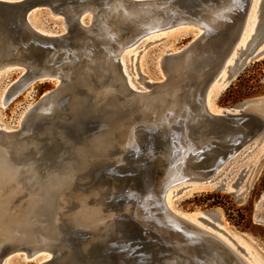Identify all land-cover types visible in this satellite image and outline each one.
Returning a JSON list of instances; mask_svg holds the SVG:
<instances>
[{
	"label": "water",
	"instance_id": "water-1",
	"mask_svg": "<svg viewBox=\"0 0 264 264\" xmlns=\"http://www.w3.org/2000/svg\"><path fill=\"white\" fill-rule=\"evenodd\" d=\"M251 3L0 0V74L21 70L4 104L38 82L56 83L18 128L0 130L12 160L34 164V231L53 256L42 264H247L240 244L234 249L174 213L166 195L173 186L175 196L192 187L228 189L222 174L264 128V118L246 111V103L221 114L206 105V88L231 55ZM38 8L62 17L63 30L33 27L29 17ZM257 19L226 68L228 83L264 56V0ZM181 24L203 32L160 57L162 74L154 82L132 88L120 61L127 43ZM53 100L55 112L37 113ZM28 178L22 177L25 187ZM247 188L244 181L237 192ZM16 244L25 255L38 252L16 239L0 246V264Z\"/></svg>",
	"mask_w": 264,
	"mask_h": 264
},
{
	"label": "rangeland",
	"instance_id": "rangeland-1",
	"mask_svg": "<svg viewBox=\"0 0 264 264\" xmlns=\"http://www.w3.org/2000/svg\"><path fill=\"white\" fill-rule=\"evenodd\" d=\"M259 2H255V9L239 41L240 46H245L255 31ZM85 18L83 15V22ZM88 18L90 22V16ZM29 20L33 27L45 33L63 30L62 17L54 15L48 8L33 11ZM200 32L185 25L173 26L147 34L145 40H137L125 48L126 68L136 89L145 88L144 82L155 81L161 76L160 57L183 49ZM232 57L234 60L229 64L237 58L236 51ZM20 72L9 70L0 74V129L18 128L25 113L56 86L54 81L38 82L5 105L6 91ZM226 77L227 70L222 69L207 90L206 103L210 110L220 114L223 108H239L246 103V111L264 118V56L247 64L229 83H224ZM223 178L230 182L228 189L213 186L175 196L173 187L169 191L172 208L177 214L218 235L231 247L240 244L245 249L243 257L247 264H264V128L256 140L232 161L221 176ZM244 181H247L248 188L239 195L238 186ZM49 257L48 252L42 251L29 258L18 251L10 254L3 264H41Z\"/></svg>",
	"mask_w": 264,
	"mask_h": 264
},
{
	"label": "bare ground",
	"instance_id": "bare-ground-1",
	"mask_svg": "<svg viewBox=\"0 0 264 264\" xmlns=\"http://www.w3.org/2000/svg\"><path fill=\"white\" fill-rule=\"evenodd\" d=\"M261 1L262 0H260L258 7H257V10H256V19H257V13H258V9H259V5H260ZM255 2L257 3L258 0H252L250 11L248 14V18L244 24V27H243L242 32L240 34V37H239L238 41L236 42L235 47H234L231 55L227 58V60L225 61V64L219 69L216 76L219 74V72L222 69L226 70L227 66L230 65L228 62L234 60V58L232 57L233 52L236 51V54H237L238 53L237 51L239 50V48L244 47V46H240L239 41H240L241 37L243 36V31L247 25V22L249 21L251 15H252V12L255 9ZM92 19H93V17L90 16V22L92 21ZM81 22L83 24L85 23V22H83L82 17H81ZM181 25H183V24H181ZM176 26H179V25H176ZM255 28H254V30H255ZM165 29H167V28H165ZM165 29H160V30H157L154 32H158V31L165 30ZM198 30H201V32L196 37L201 35L203 32V30L201 28H198ZM151 33H153V32H150L148 34H151ZM136 42L137 41L130 42L129 44L127 43V45L124 47V49L127 48L128 46H130L131 44L136 43ZM124 49L122 50V53L120 55L122 70L125 74L128 75V76L126 75L128 84L132 88L136 89V85L133 83L132 77L130 76V74L128 73L127 68H126L125 57L123 56L124 55L123 54ZM263 49H264V46H261L260 50H263ZM233 63H231V64H233ZM216 76L208 84V86L206 88V93H207L209 86L211 85L213 80L216 78ZM71 82H72V80L69 81V83H71ZM148 82H154V81L151 80ZM224 83H227L226 79H225ZM143 84L145 86L147 84V82H144ZM225 86H226V84H225ZM206 105L208 106V108L210 110L209 105L207 103H206ZM57 108H58V104L55 100H53L50 103H48L47 105L43 106L41 109H39L37 111V113L41 114V112H42L41 115L46 116L49 113L55 112L57 110ZM210 111L212 112V110H210ZM0 130L11 131L12 129L5 128V129H0ZM9 150H10V147L8 146V144L4 143L2 141V139L0 138V218L2 215H5L7 217H13V218L15 217L14 219H11V220H0V246H3L5 243L14 241L16 239H18L20 242L28 241V242H30L31 246H33V248L38 251L37 254H34L33 256H28L26 254L29 258H33V257L37 256L39 254V252H42V251L48 252L45 236L44 235H37L34 231L35 230L34 228L36 226V222H35V218L33 217V212L31 211V208H30L31 200L33 199V197L36 193L35 186H34L36 183L34 184V182L36 181L37 176L34 174V172H35L34 171V169H35L34 164L32 165L30 163H24L23 164V163L14 162L11 158V153ZM26 174H28V176H29L27 181H28L30 187L24 186L25 180H23L22 177ZM30 184H32V185H30ZM211 187H213V186H205V187H200L197 189L195 187H192V188L196 191H200V190H204L206 188H211ZM172 188H170L167 192L166 203H167V206L169 207V209L171 211H173L174 213H176L173 210L172 205H171L170 200H169V195H170L169 191ZM174 192H175V190H174ZM191 192H194V191H191ZM95 193H98V191H96ZM84 195H85V192L83 194L80 193V196L77 197L76 199L78 201H80V200H82V197H84ZM80 209H83L82 206L80 207ZM75 211H77V210L75 209L74 212ZM188 221L194 223L192 220L188 219ZM194 224H196V223H194ZM196 225L198 227H200L202 230H204V231L206 230L203 227H201L200 225H198V224H196ZM206 231H208V230H206ZM208 232H210V231H208ZM14 246L16 247L15 252L22 251V250H20L22 244H16ZM48 253L51 255V257L45 259V261H43V262H46V261L52 259V257H53L52 254L50 252H48ZM43 262H41V264Z\"/></svg>",
	"mask_w": 264,
	"mask_h": 264
}]
</instances>
